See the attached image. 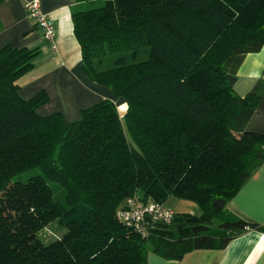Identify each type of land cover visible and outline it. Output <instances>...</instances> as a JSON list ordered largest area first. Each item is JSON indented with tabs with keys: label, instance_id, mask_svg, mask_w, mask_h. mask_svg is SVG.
<instances>
[{
	"label": "trees",
	"instance_id": "16d2710c",
	"mask_svg": "<svg viewBox=\"0 0 264 264\" xmlns=\"http://www.w3.org/2000/svg\"><path fill=\"white\" fill-rule=\"evenodd\" d=\"M97 1L72 9L73 34L83 72L124 100L122 117L109 99L75 120L39 114L46 93L24 99L16 81L40 48L0 47V264H146L150 251L179 260L264 232L227 210L264 164V134L246 130L260 97L236 94L228 73L264 46V0ZM130 197L188 200L200 214L141 236L116 215ZM55 220L66 231L45 244L38 233Z\"/></svg>",
	"mask_w": 264,
	"mask_h": 264
},
{
	"label": "crops",
	"instance_id": "0c3cea01",
	"mask_svg": "<svg viewBox=\"0 0 264 264\" xmlns=\"http://www.w3.org/2000/svg\"><path fill=\"white\" fill-rule=\"evenodd\" d=\"M26 1L29 0H2L0 3V47H39L41 51L34 60V68L17 79L19 95L28 99L43 90L48 101L37 109L38 113L60 112L66 121L78 119L81 109L100 99L113 101L119 114H123L126 110L124 100L83 72L71 11L84 9L86 3L38 0L42 12L53 20L56 28L52 47L28 18L23 6ZM228 73L235 78L233 90L236 94L259 95L246 130L264 134V46L257 52L234 56ZM163 204L175 214H200L198 205L192 201L168 197ZM227 210L247 222L264 226V164L242 184L228 202ZM146 264H264V232L249 230L232 239L225 248L196 249L179 260H167L150 251Z\"/></svg>",
	"mask_w": 264,
	"mask_h": 264
},
{
	"label": "built area",
	"instance_id": "2783aa9c",
	"mask_svg": "<svg viewBox=\"0 0 264 264\" xmlns=\"http://www.w3.org/2000/svg\"><path fill=\"white\" fill-rule=\"evenodd\" d=\"M23 6L34 26L41 30L44 40L54 47L56 28L53 20L42 12L39 1L29 0ZM116 215L121 223L130 227L141 236H146L156 223L170 225L176 214L163 203L150 200L141 202L130 197L125 200Z\"/></svg>",
	"mask_w": 264,
	"mask_h": 264
},
{
	"label": "rangeland",
	"instance_id": "374dc122",
	"mask_svg": "<svg viewBox=\"0 0 264 264\" xmlns=\"http://www.w3.org/2000/svg\"><path fill=\"white\" fill-rule=\"evenodd\" d=\"M94 2H86V6L84 9H91L95 7H99L103 4V2H99L97 0H93ZM143 48L147 49V46H143ZM109 62L111 63V58H108L106 66H108ZM108 68V67H104ZM62 115V114H61ZM121 113V117H122ZM63 117V116H62ZM39 169L34 168L25 172L20 173L19 175L15 176L14 180H19V181H25L27 178H29L32 175L38 174ZM49 185L55 192V200L58 204L64 205V190L61 188L58 184L54 182H49ZM66 229L63 226L61 221L55 220L51 223H49L46 227L41 229L38 233L40 239L42 240L43 243L47 244L51 242L52 240H55L57 238H60L64 233Z\"/></svg>",
	"mask_w": 264,
	"mask_h": 264
}]
</instances>
